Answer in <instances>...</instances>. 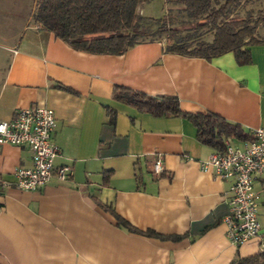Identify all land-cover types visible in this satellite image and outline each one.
Segmentation results:
<instances>
[{
  "label": "crops",
  "instance_id": "1",
  "mask_svg": "<svg viewBox=\"0 0 264 264\" xmlns=\"http://www.w3.org/2000/svg\"><path fill=\"white\" fill-rule=\"evenodd\" d=\"M248 49V66L233 53L211 60L166 53L161 42L122 56L91 55L26 27L5 49L0 122L22 109H52L55 169L72 174L54 176L38 192L0 189V264H232L261 254L264 175L255 182L262 238L236 247L224 222L232 182L202 171L214 150L198 142L197 129L157 116L140 98L114 99L115 87L177 98L183 112L214 113L250 136L264 128V43ZM159 158L165 174L158 179L152 167ZM32 166L28 148L0 144V181L13 183L17 168ZM115 215L137 232L120 228Z\"/></svg>",
  "mask_w": 264,
  "mask_h": 264
},
{
  "label": "trees",
  "instance_id": "2",
  "mask_svg": "<svg viewBox=\"0 0 264 264\" xmlns=\"http://www.w3.org/2000/svg\"><path fill=\"white\" fill-rule=\"evenodd\" d=\"M166 1L184 7L191 20L193 34L182 36L173 26L171 15L161 19L141 17L139 8L150 0H41L34 23L74 50L91 55L122 56L140 44L161 42L166 53L206 60L233 53L239 66H248L252 64L248 47L264 43V39L257 36L258 28L264 26V9L258 17L250 13L244 17L236 15L249 0ZM146 22L155 25L156 29L143 28ZM202 32L212 33L211 40L203 39L200 36L204 34ZM139 98L154 108L157 116L171 114L188 120L197 129L198 142L214 152H224L228 140H250L239 125L219 115L183 112L177 98L138 95L131 89L115 87L114 99L117 102L139 104ZM115 216L120 228L137 232L127 221ZM146 236L166 238L151 231ZM232 264H264V253L238 258Z\"/></svg>",
  "mask_w": 264,
  "mask_h": 264
},
{
  "label": "built area",
  "instance_id": "3",
  "mask_svg": "<svg viewBox=\"0 0 264 264\" xmlns=\"http://www.w3.org/2000/svg\"><path fill=\"white\" fill-rule=\"evenodd\" d=\"M57 127L55 112L46 107L19 110L10 123L0 122V144L28 148L33 166L14 171V182L0 181V189L16 188L38 192L56 176L66 181L72 174L70 167L55 169L60 151L54 141ZM250 140L240 144L226 141L224 152H214L201 162L204 172L213 171L222 181H231L229 213L224 219L226 236L236 247L254 238H262L260 207L255 189L257 177L264 175V128L253 129ZM152 173L156 178L165 174L162 158L155 160ZM264 253V243L261 245Z\"/></svg>",
  "mask_w": 264,
  "mask_h": 264
},
{
  "label": "rangeland",
  "instance_id": "4",
  "mask_svg": "<svg viewBox=\"0 0 264 264\" xmlns=\"http://www.w3.org/2000/svg\"><path fill=\"white\" fill-rule=\"evenodd\" d=\"M40 3L41 0H0V80L7 66L6 47L15 44L26 27L35 25L34 17ZM263 9L264 0H249L236 15L244 17L250 13L258 17ZM138 14L145 19H161L171 15L174 18L173 26L179 29L182 36L194 33L184 7L168 4L166 0H150L139 8ZM142 26L149 30L156 29L148 22ZM202 33L200 36L203 39L211 40L212 33ZM257 36L264 39V26L258 28Z\"/></svg>",
  "mask_w": 264,
  "mask_h": 264
}]
</instances>
